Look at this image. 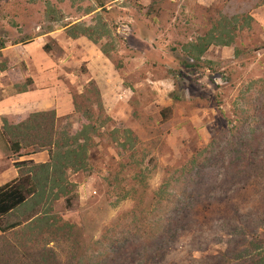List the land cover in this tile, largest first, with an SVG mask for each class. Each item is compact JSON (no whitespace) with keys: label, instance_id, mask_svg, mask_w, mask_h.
<instances>
[{"label":"rangeland","instance_id":"obj_1","mask_svg":"<svg viewBox=\"0 0 264 264\" xmlns=\"http://www.w3.org/2000/svg\"><path fill=\"white\" fill-rule=\"evenodd\" d=\"M156 1L159 11L146 16L136 4L151 0H0V66L11 77L18 71L37 77L48 89L43 100L55 97L59 110L50 109L56 115L54 133L46 132L47 125L38 143L22 154L32 148L48 153L62 135L78 131L82 115L73 111L72 100L88 82L103 96L110 117L105 131L92 135L90 170L67 171L68 181L75 184L70 198L54 199L56 191H47L46 203L33 206L28 201L17 217L9 216L21 222L0 230V264H84V258L88 264H246L254 254L248 243L264 248L263 163L257 176H236L238 192L216 196L211 188L201 194L190 208L189 226L172 227L167 232L176 233L172 241L153 254V235L164 232V223L152 217L146 203L137 206L138 199H132L135 178H143L146 194L151 193L171 169L213 138L226 158L220 136L227 117L234 123L243 112L254 114L253 127L264 128V0ZM98 20L108 30V37L98 42L65 33L72 23L94 27ZM212 29L217 40L232 44H212L197 63L186 58L182 46ZM143 50L150 54L142 58ZM4 88L0 86V94ZM40 111H24V116ZM93 114L98 116L96 109ZM113 128L130 129L136 137L127 153L108 134ZM19 158L12 156L13 164L26 160ZM46 207L49 213L27 220ZM67 223L76 227L65 229ZM162 253L163 260L156 262Z\"/></svg>","mask_w":264,"mask_h":264},{"label":"trees","instance_id":"obj_2","mask_svg":"<svg viewBox=\"0 0 264 264\" xmlns=\"http://www.w3.org/2000/svg\"><path fill=\"white\" fill-rule=\"evenodd\" d=\"M156 3V0H151L149 5L136 4V6L139 11H145L144 14L146 16H151L159 11V6L156 7ZM101 6L102 4L98 5V7ZM49 29L50 31L52 30V28ZM65 33L72 39L85 36L93 42H98L106 36L108 37L106 25L100 20L94 27L85 23H72L66 26ZM215 43L230 46L232 41L217 40L213 35L212 29L206 32L205 36H197L194 40L185 43L182 46V52L186 55V58L197 63L202 60L203 54L208 47ZM43 47L45 51L49 48L47 44ZM2 48H4V43L0 40V50ZM101 51L105 56L109 57L105 46H101ZM186 66L191 67L193 65L186 63ZM4 67L5 65L2 64L0 69L2 70ZM31 83V78L27 77L23 85L18 87L17 90L20 92L26 91L27 86ZM83 89L84 91L75 95L72 100L73 111L82 115L80 120L82 123L78 131L72 135L69 133L62 135L64 139L61 140L59 138L61 140L60 143H58L59 141L54 142L53 147L48 150L49 160L45 163L36 164L32 160L16 161L14 165L19 169L18 176L14 180L0 186L1 231L12 229L20 224L21 221L19 219L9 220V215L17 217L16 211L23 209L28 201L33 206L46 203L44 198L47 191H50V193L53 190L56 191L53 195L54 199L59 197L70 198L68 196L69 192L75 184L68 181L67 171L75 173L88 172L90 170L89 150L94 144L92 135L96 132L97 136L103 133L104 126L110 117L105 111L101 94L95 85L92 82H88ZM172 100L177 101V98ZM94 109L97 110L98 116H94ZM216 109L220 115L225 117V112L219 105ZM253 116L254 114H250L249 117L248 114L243 112L242 115L235 118L234 123L227 117L226 130L220 136L225 144L221 146L224 147L223 152L227 155L226 158H223L221 151L216 149V139L213 138L204 148L196 151L187 162L171 169L168 172V176L162 180L161 185L151 193L146 194V184L143 178H139V176L135 178L133 184L136 187H132L129 190L132 199H138L136 200L137 206L146 203L148 209L152 211V217H156L157 221L164 223L163 231L165 233L161 232L160 235H153L152 233L155 239L154 245L157 248V251L153 252L154 255L158 253L161 247L165 248L172 241L171 237L176 235L174 233V235L168 236L167 232L170 230V233L172 227L174 229L180 227L179 230H182L189 226V222H191V217L189 216L190 208L193 204L200 201L201 194L205 196L206 192L213 188V190H216V196L225 197L227 193L231 194L233 190L234 192L239 191V188L236 187L241 183L235 180L236 176L242 178V180L249 175L252 176L254 174L257 176L256 171L257 173L260 171L257 167L264 163V128L260 130L253 127ZM2 119L4 121V133L10 136V152L12 156L20 157L23 155L22 150L27 147H34L38 143L37 138L40 137V132L44 127L46 129L47 125H50L46 132L54 133L53 125L56 115L54 110H49L32 112L18 122L12 121L8 115L3 116ZM108 134L111 135L114 141H118L121 149L124 152L126 151L125 153L134 146L136 137L130 129L113 128ZM218 141L221 140L218 139ZM49 143H40L39 146L44 147L45 145H50ZM34 151L32 148L31 152L33 153ZM214 171L215 176L213 175ZM222 171L225 174L223 177L216 176V173L221 175ZM207 177L217 180V183L214 181L207 184ZM214 183L216 185L211 186ZM223 186L228 188L224 189ZM125 196H128V194H125ZM262 198L264 199V194ZM39 213L41 214L37 215ZM46 213H49L47 207L46 210L43 209L34 213L27 220L31 222L34 219L33 217L45 215ZM45 222L51 223L48 220ZM75 227L76 225L67 223L65 229ZM60 230H63V226L60 227ZM159 244L161 246H158ZM248 249L254 254L251 256L252 259L246 264H264V248H260L254 242H250L248 243ZM221 256V259L225 261V252H222ZM152 257L154 256H150V259ZM163 257V253L161 255L158 254L156 262L162 261ZM215 258L218 259V256L216 255ZM81 259L82 256L78 258L79 261ZM81 261H84V264L89 263L88 258H84Z\"/></svg>","mask_w":264,"mask_h":264},{"label":"crops","instance_id":"obj_3","mask_svg":"<svg viewBox=\"0 0 264 264\" xmlns=\"http://www.w3.org/2000/svg\"><path fill=\"white\" fill-rule=\"evenodd\" d=\"M136 38H138V40L142 44L147 43V41L143 39L142 36H138ZM213 46L214 45L211 44L208 47V49L212 48ZM221 46H223L224 48L227 47L228 45L226 46L221 45ZM141 48L142 47L137 48L138 54L141 52ZM146 50L148 51V47L146 48ZM149 54L150 53L144 52L143 50L142 58H144V56L147 57V55ZM55 65L57 66L56 63ZM5 67L2 70L0 69V86L3 85L5 86L4 92L0 94V186L14 180L18 176V171H19L13 164V159H11L12 154L11 157L9 156L10 155L9 142L7 141V138L4 135V129H3L4 121L2 117L8 115L10 116V119L12 121L18 122L19 120L22 119L24 115H26V112L24 111H28V110L33 111L34 109L35 111L36 110L46 111L50 109H56V113L58 114L59 112V110H57L56 108L55 97L43 100V97L45 93L48 92V89H44L43 86L39 84L37 77H33L31 74H27V73L26 75L23 76V73L21 74L20 71L16 73L14 72L13 77H11L10 74L12 72H8L9 73L8 74L7 69H5ZM27 77L31 78L32 83L27 86L26 91H22V92L18 91L17 90L18 87H21L23 85V82ZM3 81L5 82L3 83ZM36 85H38L41 88L40 92L37 91L39 87H37ZM8 90L9 93H7ZM101 98L104 100L103 96H101ZM71 108L73 109V106ZM23 118H25V116ZM31 151L32 150H26L24 152L25 154L23 153V155L20 156V158L26 160H32L36 164L45 163L49 160L47 151L45 150L35 151L33 153ZM20 158L19 160H21Z\"/></svg>","mask_w":264,"mask_h":264}]
</instances>
